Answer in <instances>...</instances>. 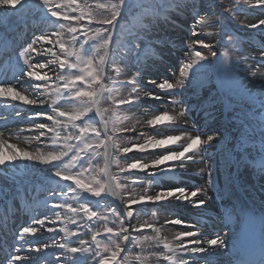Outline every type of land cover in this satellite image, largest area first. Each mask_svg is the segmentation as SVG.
I'll use <instances>...</instances> for the list:
<instances>
[{"label": "bare ground", "instance_id": "obj_1", "mask_svg": "<svg viewBox=\"0 0 264 264\" xmlns=\"http://www.w3.org/2000/svg\"><path fill=\"white\" fill-rule=\"evenodd\" d=\"M126 1L124 0L118 19L124 15L123 10ZM2 2L7 3L8 0H2ZM232 2L233 0H207L205 3L201 0H167V4L153 13L159 24L165 26L168 34L165 44L153 46L147 51L138 50L136 53V55H139L138 59L132 63L125 62L121 67L123 73L129 76L137 75L139 79H147L141 81L143 91L136 96L138 99L135 100L132 107L133 116L139 123H133L130 126V129H134V131L124 133L125 139L121 143L122 146L130 147L132 144H141L148 136L162 139L171 135H196L200 136L202 140L206 139L207 136L214 137L208 143H201L197 149L187 153L186 156L191 157L190 159L181 154L182 159L178 161H167L159 167L147 170H131L132 177L137 181L141 179L153 180L146 189L136 193L133 192L135 193L133 194L134 198L143 195L146 191L149 195L177 189H183L187 194L196 193V195L190 196L186 200L169 197L159 201L146 200L134 206V213L143 210L152 211L153 216L149 218L150 221L149 219L146 220L156 228L161 229L159 237H165L174 245L180 243L178 234L195 233L187 240H196L201 243L188 244V247L202 248L203 251L180 252L175 256L174 264H185V261H187V264H225V261L228 260L225 250L226 243L231 239L236 226V222H228L225 215L233 217L235 208L239 211L249 208L264 215V176L259 172L264 167V131L256 128V126H260L264 129V112H255L252 116L234 112L238 116L230 117L231 108L225 105L224 100L229 102L231 98L222 86V90L219 88L218 80L209 82L203 90L195 89L188 77H186L184 85L179 90L170 91L158 87L160 83L169 82L171 78L173 83L176 82L177 76L175 77L173 67L178 61L170 58L165 62V57L172 54L182 55V53H178L180 51L178 46L184 43V40L179 42L178 38L175 39L174 36L177 34H185L186 32L188 44L199 40L209 45L208 48L201 47L199 44L194 45L191 50L188 48V58L190 51H200L206 57L193 64L188 74L199 70V68L215 71L214 56L209 55L210 52L215 53L217 49L218 25L215 20V10ZM32 8H44L46 10L44 13L52 17L40 0H23V3L17 5L16 8L0 6V31L11 29L7 32L6 37L9 34L17 42L21 39V36L23 39L25 34L35 36L32 43L34 40L36 43L33 46L40 48L42 46L41 42L36 38L52 33L62 21L58 22L59 20L55 18L56 24L54 22L39 24L36 19H29L30 16H28L23 17L16 24L12 22L15 20L14 17L16 18L19 14ZM68 10L70 8L63 9L64 12L69 14ZM235 10L239 14H247L243 22L238 25L240 31H237V34L245 35V44H240L235 36H231L238 43L236 48L239 49V46L243 48L244 59L242 65L245 75L238 79L249 86L250 91L245 90V92L254 99H250L252 106L257 104L264 107V27H248L249 23L255 22L261 15H264V8H248L244 0H241L240 5ZM179 17L183 18V28L175 26V18ZM196 17H208L210 27L200 28L196 26ZM116 30L117 26L115 25L111 33V41L117 35ZM64 31L67 33V29ZM176 31H178L177 34ZM193 32L196 33L195 36L192 34ZM65 38L67 39V37ZM234 46H232V50L236 51ZM43 47L53 48L54 52H60L58 46L53 47V45L45 44ZM111 47L112 42L109 46L108 57ZM10 52V47H6L0 42V82L7 78L10 84L4 87L11 88L13 92L26 95L29 99H41L44 104L25 105L20 100L11 99V93L0 95V144L5 146L4 151L8 155H11L9 145L14 146V149L19 153L47 154L50 152L47 145L50 144L52 139H55L57 132L60 141H63V137L69 134L64 130L63 124L56 127L53 121L46 120V118H42V115H38L42 112L53 114L50 105H52L55 97L51 94V91L44 92L42 89L35 87L41 82L30 79L26 75V84L22 81V83H18L14 79L16 70L8 69L6 68L8 65H3V60L5 61V58L9 57ZM54 60H56V57L53 55H38L33 58V63H49V67L43 71H47L49 76L53 77V80L49 81L50 85L54 83L59 71L58 62L56 64L51 63ZM159 61L161 63L165 62L164 64L167 67L155 66ZM148 62H152L153 65L147 64ZM187 62L189 63V59ZM257 66L260 68L258 69ZM254 69L256 74L251 76L250 73ZM26 71L27 69L23 74ZM26 85H29V88L33 91H29ZM42 92L43 94H41ZM199 92L202 93L199 94ZM157 105L165 106L164 112H168L170 115L180 112H183V115L178 116L171 122L163 121L157 124L156 127H150L147 125L146 120L153 115H160L154 113L155 108L162 109ZM58 106H61V110L68 113L75 112L78 109L65 105L61 101ZM61 119L63 121L65 118ZM37 123L47 124L48 129L56 127V131L46 129L45 135L40 136L36 128L31 130L30 133H26L22 126L23 124L33 126ZM68 127H70V124H68ZM174 143L161 149H150L143 152L132 151L124 154L123 164L127 165L135 161L150 162L168 152L182 150L183 140ZM36 147H43L45 150H38ZM109 151L114 152L113 149ZM111 160L112 156L109 160H106L104 156V169L106 168L104 175L107 184L114 182L113 162ZM48 164L26 158L0 162V236H2L4 242L3 245L7 247L5 251L0 248V264H5L6 258L12 254L13 248L21 244L23 248L19 255L31 259L22 260L18 264H33V262H35L34 264H98V260H94L91 253L71 254V259H68L67 254H64L62 249L55 247L44 248L40 252L29 251V249L37 247V244H50L52 240L64 242L65 239H68V243L72 244L77 239V237L70 235L72 232L78 233L81 239L89 242V236L97 233L94 231L95 226L86 219L83 210L79 211L74 217L66 208L52 207L50 200L53 196L41 197L45 190H58L61 185L60 181L51 178L25 177L24 174L29 175L30 170L35 165L43 170L54 166ZM255 167H258V169H255ZM200 169H203V171ZM32 179L35 181L41 180L45 184L44 187L33 186ZM138 182L140 186H143V181ZM112 187L115 188L114 183ZM120 191L123 200L120 195L109 196L120 212L121 217H123L125 228H128L129 224L139 227L144 223L143 220H139L134 215L131 218L127 217L124 209V201L127 199L122 189ZM38 198L40 200H37ZM200 201H203V203H199ZM72 206L80 208L78 204ZM44 207L47 208V211L60 213L59 218L55 213L52 220L46 221V228L52 227L55 231L48 232L46 228L40 229L36 234L25 237L24 241H18L16 237L19 230L23 226L32 224ZM73 219L76 221L75 223L72 222ZM169 221H179V223H169ZM37 227L39 228V226ZM134 234H136V231H129L130 236ZM143 237L149 239H143ZM143 237L137 251L130 247V242L125 243V251L127 249L128 251L121 253L119 257L120 264H167L166 261H161L159 257L151 254L162 251V244L157 242L158 234L149 229V232ZM207 240H218L221 243L209 245L206 243ZM138 255L141 256L140 260H137ZM56 257L60 258L59 261Z\"/></svg>", "mask_w": 264, "mask_h": 264}, {"label": "snow or ice", "instance_id": "obj_2", "mask_svg": "<svg viewBox=\"0 0 264 264\" xmlns=\"http://www.w3.org/2000/svg\"><path fill=\"white\" fill-rule=\"evenodd\" d=\"M40 2L48 9L49 14L59 21L57 29L50 34H44L36 38V40L41 42V47L36 48L33 45L36 43L29 44L27 48L20 52V58L23 63L27 66V71L25 75L30 79L39 81L41 83L35 85V87L42 89L44 92L51 91V94L55 97L52 101L53 114L44 115L46 120L53 121L56 127L63 124L65 130H67L68 124H71L72 129H78V134H69L63 137L64 145L63 150L60 151H50L47 154L39 153L32 155L28 152L19 153L14 149V146L9 145L11 150V155H8L4 151V145L0 144V162L7 160H13L17 158H26L30 160H37L41 163H48L50 161H58L64 157H67L69 152L74 154L70 157V163L73 168H76L77 164L81 159V153L90 156L95 154L99 156L103 154L106 160L114 154L110 152L113 149L116 153H121L122 155L127 154L132 151H148L150 149H161L165 148L168 144H175L183 140L182 150L179 152H168L164 155L159 156L150 162H140L135 161L128 163L126 167H122V172H128L133 169L136 170H147L149 168H156L163 165L167 161H178L181 160V154L187 157L186 154L198 148L201 143H208L214 137L207 136L206 139H201L200 136L196 135H171L162 139H157L152 136L148 138L141 144H132L130 147H125L116 144V138L118 133H126L128 131H134V129H128L123 127L122 122L119 120L118 113L123 109H128L124 106L131 105L134 100L138 98H119L113 95L115 88L110 87V84H115L116 81L111 75H106L107 73H114L119 76L121 69L119 65H110L107 63V57L109 52V46L111 43V32L115 28L118 18L121 14V7L124 0H94V7L99 12L94 11L89 5L88 0H84L83 7L77 5L75 0H40ZM23 3V0H8L7 3L0 0V6L7 8H16L17 5ZM241 0H233L229 7H222L221 11L232 16L235 19V9L240 5ZM244 3L248 5V8H264V0H244ZM64 8H71L72 14L69 15L64 12ZM79 11V14H76ZM216 20L220 17L216 16ZM195 25L200 28H209L208 17H200L195 21ZM248 27L258 28L264 27V15H261L255 22L248 24ZM67 28V33L65 29ZM194 36L195 32L192 33ZM67 37V39L65 38ZM231 39V38H230ZM89 41L95 42L93 45V50L91 55L83 56L81 55V47L84 43ZM50 44L53 47H59L60 52H54L53 48H44L43 45ZM80 46H77V45ZM199 44L201 47L208 48L209 45L203 43L202 41H192L188 44V48L191 50L194 45ZM31 53H36L37 55H53L56 60L51 63L56 64L58 62L59 71L57 72L55 81L52 85L49 81L53 80V77L49 76L47 71L44 69L49 67V63H31L32 60ZM210 56H214L215 53L210 52ZM63 56V58H61ZM205 55L200 51H190L189 63L183 67L178 76L176 77V82H164L160 83L158 87L163 90H171L175 88H180L184 85L185 79L188 75L189 69L198 60L205 59ZM259 69L260 67L257 66ZM255 72V69L252 70ZM108 80V84L105 80ZM131 85H135V78L125 81ZM11 93V99L20 100L25 105H35L44 104V101L39 99H29L26 95H22L19 92H13L11 88L0 87V95H6ZM43 94V92L41 93ZM67 94V95H66ZM147 95V94H146ZM61 100H70L79 105L75 112L68 113L61 110L59 102ZM107 104L108 107L105 108L104 105ZM89 113H95V116L100 118L102 127H96L89 125L87 123L81 125L78 121H81ZM41 115V114H38ZM183 112L176 113L175 115H170L168 112H163L160 115H153L150 119L146 120V123L150 127H156L160 122L166 121L171 122L178 116H182ZM61 118H65L63 121ZM56 127L48 129L47 124L37 123L35 125L36 130L39 131L40 136L45 135V130L56 131ZM89 129H91V135H89ZM59 138V133L57 132L55 139ZM39 139V137H37ZM76 141L75 144L70 143V141ZM103 149V153H101ZM91 164V160H89ZM80 171L74 174H65L61 171H57L55 175L59 176L62 180H71L76 188L83 191L89 192L94 196H100L102 193H107L108 195L117 196L120 195L123 200L122 192L123 185L116 183L115 188L112 184H105L102 179L94 180L90 182L86 180V173L89 169L80 167ZM203 171V169H200ZM101 172H106L105 169H101ZM115 179V178H113ZM196 195L195 192L191 194L185 193L183 189H177L175 191H161L154 195H149L146 191L143 195L137 198H128L124 201V209L127 217L131 218L134 215V206L138 203L144 201H159L169 197H174L178 200L189 199L190 196ZM199 203H203L200 201ZM54 208L64 207L70 211L73 216H75L79 211L83 210L84 214L89 220L93 217H97L98 213L96 211H91L89 207L81 204L80 208L73 207L70 203L53 204ZM113 216L116 215L115 210H110ZM57 218H59L60 213H56ZM107 221V217H103ZM76 221L73 219L72 221ZM169 223H179V221H169ZM125 221H121L120 231L114 232L112 227L105 226V233L109 240L116 241L115 248L111 251L110 256L102 255L98 250L100 241L97 238V234L93 233L91 243L84 239H81L79 234L76 232L70 233L71 236L77 237V239L72 243H68V239L64 242H59L52 240L50 244L40 245L39 247H34L29 249V251L40 252L44 248L55 247L62 249L64 254H67V258L71 259V254H84L91 253L94 260H98V264H120L118 257L122 252L125 251V243L132 242L137 243L142 236V230L151 229L158 234L161 229L156 228L153 224L145 221L139 227L129 224L128 228L124 227ZM39 226V228L37 227ZM46 228L45 219H37L28 226H23L19 230V234L16 239L18 241H24L25 237L36 234L40 229ZM48 232L55 231L52 227H47ZM136 231L137 236L133 237L129 235V231ZM87 234V233H86ZM85 234V235H86ZM179 244H172L165 237L158 238V244H162V251H157L151 253L161 259V261H166L167 264H174L175 256L183 251L199 252L203 251L202 248H189L188 244H200V241L192 240L188 241L187 238L195 235L193 232L180 233ZM143 239H149L148 237H143ZM124 242V243H121ZM209 245H218L221 242L218 240H207ZM92 244L97 246V250H93ZM75 245V246H74ZM23 245H19L13 248V252L6 258L5 264H18L22 260H26V256L19 255L22 250ZM59 261V257H56ZM141 256H137V260H140ZM187 264V261H185Z\"/></svg>", "mask_w": 264, "mask_h": 264}, {"label": "rangeland", "instance_id": "obj_3", "mask_svg": "<svg viewBox=\"0 0 264 264\" xmlns=\"http://www.w3.org/2000/svg\"><path fill=\"white\" fill-rule=\"evenodd\" d=\"M167 0H127L124 4V10H123V17L119 21L117 26V35L115 39L112 42V47L110 50V55L108 57L107 63L110 65H119L120 69L122 65L125 62H133L134 60L138 59V54L136 55L138 50H145L151 49L153 46H161L163 43L165 44V40H167V32L164 25H160L157 18L153 15L154 12L161 9L166 3ZM207 0H201V2H204ZM77 5H80L83 7L84 0H75ZM89 5L92 7L94 11L99 12L100 10L95 9L94 7V0H88ZM229 7L230 4H226ZM223 7V6H222ZM221 8L215 10V17L219 16L220 19L216 20L218 25V31H217V38H216V45L217 49L214 55V62L216 66V73L213 70H208L207 68H199V70H196L193 73H189L187 77L191 80L193 83V87L195 89H204L207 84L213 80H218L219 82V88L221 86L224 88L227 95L231 98V101L224 100V103L227 107L231 108V112L229 113L230 117H237L238 115L234 114L241 113V115H254L255 112L262 111L264 112V107H260L257 104H251L250 99H252L251 96H249L245 90H249V86L245 82L239 81V77H244L245 70L243 69V48L242 46H239V49L236 48V45L238 44L234 38L231 36H235L240 44H245V35L237 34V31L239 32L240 29L238 28V25L243 22V19L247 17V14H239L235 11V19L232 18V16H229L228 14L221 11ZM44 11H46L44 8H32L28 9V11L23 12L19 14L16 18L14 17L12 22H15V24L21 20L23 17L26 18L28 16L29 19H36V21L39 22V24L46 23H57L54 17H50L48 14H45ZM69 15L72 14V9L70 8ZM76 14H79V11H77ZM154 16V17H153ZM198 17L195 18V20ZM176 25L179 28H183L184 25H182L183 18H175ZM173 21V23H175ZM60 22V21H58ZM67 29V28H66ZM168 29V28H167ZM170 29V28H169ZM11 30V29H10ZM9 29L7 31L3 30L0 31V42L3 43V45H6V47H10V55L9 57L5 58L4 66L8 65L6 68L16 70V75L14 79L18 81V83H25L27 79L25 78L24 71L27 69V66L23 63V60L20 58V52L27 48L29 44L32 43V40L35 36L31 35H23V39L21 36V39L17 42L15 41V38L13 36H8L7 32L10 31ZM178 31H176L177 34ZM112 33V32H111ZM222 34V39H221ZM5 36V37H4ZM187 34H177L174 36V38H178L179 42L181 40H184V43H181L178 47L180 51L178 53H182L181 56L177 54H172L166 56L167 59L172 58L173 60H177L178 63L174 65V74L175 77L178 76L180 70L185 67L188 64V41H187ZM186 38V39H185ZM231 38V39H230ZM225 40V41H223ZM15 41V43H14ZM95 42L89 41L87 43H84L82 46L79 44L77 46L81 47V55L83 56H89L92 53L93 45ZM226 43V44H225ZM236 49V51L232 50V46ZM220 47V49H219ZM225 47V48H224ZM244 47V46H243ZM224 48V49H223ZM220 53V54H219ZM32 60L30 61L33 63V58L38 56L36 53H31ZM164 62V63H165ZM155 66L162 68L167 67L164 63H161L160 61L157 62ZM180 63V64H179ZM147 64L153 65L152 62H148ZM177 65V66H176ZM173 66V65H171ZM137 67V65H136ZM141 72V71H140ZM219 73V75H218ZM173 74V75H174ZM106 75H111L112 78L116 81L115 84H110V87H114L115 91L113 95L119 97V98H136L138 94H140L143 89L141 86V81L147 80L146 78H141L136 76H129L128 74L123 73V70L121 69V73L119 76H116L114 73H107ZM135 78L136 83L135 85H131L129 83H126L125 81L131 80ZM6 79V80H5ZM7 78H4L0 82V87L9 86L10 81ZM20 81V82H19ZM22 81V82H21ZM140 81V82H139ZM169 82H173L172 78L169 80ZM105 83L108 84V80H105ZM26 84V83H25ZM221 84V85H220ZM246 84V86H244ZM28 87L29 91L31 88H29V85H26ZM221 88V90L223 89ZM180 88L171 89L179 90ZM170 90V91H171ZM250 91V90H249ZM202 92H199L201 94ZM67 95V94H66ZM255 98V97H254ZM256 99V98H255ZM254 100V99H252ZM64 103L65 105L78 108L79 105L77 103H74L70 100H61V103ZM135 102V100H134ZM126 105L124 107L128 109L121 110L117 115L119 117V120L122 122L123 127L130 129V126L134 123L137 124L139 121L135 119L133 116V104ZM159 107H162V109H154V113L162 114L165 110V106L157 105ZM105 108L108 107L107 104L104 105ZM19 113V112H18ZM17 113V114H18ZM16 114V113H15ZM42 118H45L44 115H47V112H42ZM78 124H89L96 127H102L100 125V118L98 116H95L94 113L87 114L84 118H82L81 121L77 122ZM260 124L259 122H257ZM36 125V124H35ZM35 125L33 126H26L23 124V128L26 131V133H30L31 130H35ZM261 125V124H260ZM256 126V125H255ZM257 129H261L264 131L263 128L260 126H256ZM65 130V129H64ZM68 134H78V129H72L71 124L70 127L67 126ZM130 132V131H128ZM89 135H91V129H89ZM124 133H118L116 138V144L121 145V143L124 141ZM70 143L75 144L76 141H70ZM64 140L60 141L58 139H52L50 144L47 145V148L49 151H60L63 150ZM38 150H45L43 147H36ZM101 153H103V149H101ZM112 155V162H113V171L114 175V184L119 183L123 185L122 191L124 193V196L126 199L128 198H134L133 194L136 192L142 191L149 186L153 180L149 179H141L138 181H143V186H140L137 180H135L132 177L131 171L128 172H122L121 168L126 167V165L123 164L124 159L121 153L113 152ZM73 152H69L67 157L62 158L58 161H51L52 163H47L48 165L53 164L54 166L42 169L41 167L35 165L30 170L29 175L24 174L25 177L29 178H51L52 180H58L60 181L61 185L59 186L58 190L55 189H48L45 190V192L42 193L41 197L46 196H53V198L50 200L51 205L53 204H62V203H70L78 204V205H85L89 207L91 211H96L98 213L97 217H93L91 220L87 218L88 222H91L95 228L94 231L97 233V238L100 241V245L98 250L101 252L102 255L110 256L111 251L116 246V241L109 240L107 234L105 233V226H109L113 228L114 232L120 231V224L123 219L121 217L120 212L114 205L111 197L107 193H102L100 196H94L89 192L83 191L81 189L76 188V186L72 183L71 180H62L59 176L55 175L57 171H61L65 174H74L76 172H79L81 169L80 167H83L85 169H89L88 173H86V180L90 182H94V180H101L106 183V177L104 175V172H101V169H104V155L101 154L99 156H96L95 154H91L90 156L84 155V153H81V159L79 163L77 164L76 168H73L70 163V157L73 155ZM89 160H91V164H89ZM110 161V162H111ZM29 163V162H28ZM46 166V164H45ZM32 176V177H31ZM33 181V186L38 185L41 186L40 188L44 187V183L41 180ZM111 183V184H113ZM48 185V183H47ZM54 185V184H53ZM57 185V184H56ZM46 189V188H45ZM135 192V193H133ZM37 200H40L38 198ZM64 208V207H61ZM43 211L40 213L37 219H45L48 221L49 219H53L54 212L47 211V208L44 207L42 209ZM110 210H115L116 215L113 216L111 214ZM134 216H136L139 220H143V222L147 221L149 218L153 216L152 211L143 210L142 212H135ZM76 217V216H74ZM103 217H107V221L103 219ZM36 219V220H37ZM147 219V220H146ZM83 221V220H82ZM150 221V219H149ZM148 222V221H147ZM124 227L126 225L124 224ZM149 232V229L142 230V236L146 235ZM137 236L136 234L133 235V237ZM90 242L92 241V236H89ZM141 239L137 243L130 242V247L137 251L139 249V244L141 243ZM40 246L37 244V247ZM93 250H97V246L95 244H92ZM120 257V256H119ZM118 257V260H119ZM31 259V258H27ZM35 262H33L34 264Z\"/></svg>", "mask_w": 264, "mask_h": 264}, {"label": "clouds", "instance_id": "obj_4", "mask_svg": "<svg viewBox=\"0 0 264 264\" xmlns=\"http://www.w3.org/2000/svg\"><path fill=\"white\" fill-rule=\"evenodd\" d=\"M255 74H256L255 72H251V73H250L251 76H254Z\"/></svg>", "mask_w": 264, "mask_h": 264}]
</instances>
